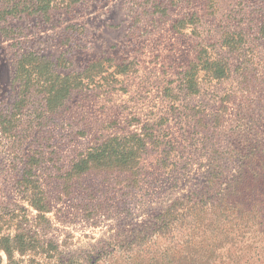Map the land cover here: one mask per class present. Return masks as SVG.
<instances>
[{
	"label": "rangeland",
	"instance_id": "1",
	"mask_svg": "<svg viewBox=\"0 0 264 264\" xmlns=\"http://www.w3.org/2000/svg\"><path fill=\"white\" fill-rule=\"evenodd\" d=\"M38 2L0 0V112L17 114L0 131V227L23 220L80 264H138V235L173 246L168 211L216 197L237 159H264V0H51L47 12ZM28 52L81 81L55 111L36 83L23 87ZM91 151L138 165L73 175Z\"/></svg>",
	"mask_w": 264,
	"mask_h": 264
},
{
	"label": "trees",
	"instance_id": "2",
	"mask_svg": "<svg viewBox=\"0 0 264 264\" xmlns=\"http://www.w3.org/2000/svg\"><path fill=\"white\" fill-rule=\"evenodd\" d=\"M50 4L51 0H39L37 8L47 12ZM18 8L19 4H16L13 9ZM6 9L4 7L0 14L9 15ZM260 32L264 33V25ZM215 67L217 72L222 69ZM17 71L26 91L36 83L43 94L44 108L51 112L81 84L71 73H55L50 59L36 52L22 53ZM25 97L24 94L17 105L24 103ZM16 115L0 112L2 133L11 130ZM106 158L104 152L91 151L73 165L72 174L78 177L99 168L131 171L138 165V159ZM30 175L28 173L24 179V190L42 219L47 211L46 199ZM222 185L216 197L200 201L188 199L183 202V207L168 211L161 226L172 235L173 246L160 250L157 247H163L161 243L146 248L149 235H138L135 242L128 245L132 248V244H138V264H143L140 258L147 259V264H264V159H237L232 174ZM180 220L183 226L177 228L174 223ZM11 228L0 227V251L6 254L7 264H80L56 252V247L50 248L53 245L41 243L23 220L18 221L13 230ZM51 251L53 255H50ZM28 255L31 257L26 259ZM33 255L46 256L48 260L37 261ZM0 264H5L2 255Z\"/></svg>",
	"mask_w": 264,
	"mask_h": 264
}]
</instances>
